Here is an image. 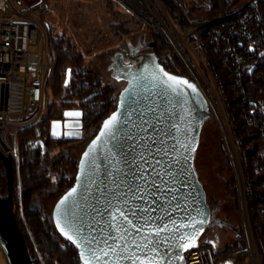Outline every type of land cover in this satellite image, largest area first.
Returning <instances> with one entry per match:
<instances>
[{"label":"water","instance_id":"water-1","mask_svg":"<svg viewBox=\"0 0 264 264\" xmlns=\"http://www.w3.org/2000/svg\"><path fill=\"white\" fill-rule=\"evenodd\" d=\"M89 59L104 84L101 89L113 88L115 107L92 136L83 133L81 109H66L65 120L51 121L53 138L80 141L67 146L68 153L60 152L77 159L74 180L47 206L55 230L66 240L61 228L72 236L69 241L80 263L169 264L170 260L185 264L184 253L192 247L209 244L217 254L242 240L244 232L236 214L210 193L201 171L204 130L218 114L199 84L190 75L165 67L149 30L132 32ZM169 76L187 81L195 91L170 81ZM113 114H120L115 139L101 136ZM0 155L9 184L7 194L0 189V246L9 264H36L14 211L12 148L1 138ZM73 188L76 193L67 205H61ZM69 206L80 235L94 238V258L80 236L67 227L63 213ZM228 238L233 241L223 245ZM137 244L141 247L136 248ZM224 264L234 263L228 257Z\"/></svg>","mask_w":264,"mask_h":264},{"label":"trees","instance_id":"trees-1","mask_svg":"<svg viewBox=\"0 0 264 264\" xmlns=\"http://www.w3.org/2000/svg\"><path fill=\"white\" fill-rule=\"evenodd\" d=\"M161 1L170 16L183 28H197L198 36L220 79L233 135L243 154L242 163L250 187L247 201L251 225L264 262V186L261 185L264 180V168L257 170L254 167V161H262L264 157V134L248 116L252 107L250 99L264 98V65L255 69L247 66L244 68L246 97L237 86L233 65L225 60L220 51L214 49L212 42V30L219 25L220 17L226 11L242 7L248 0ZM120 6L122 5L119 2L109 0L108 9L117 16L115 20L110 21L109 26L111 32L120 37L119 41L132 32L147 30L148 26L136 16L127 18L117 13L116 7ZM134 22L138 25L131 24ZM46 25L52 56V69L46 82V90H50L52 99L48 102L47 113L39 121L8 131L9 137L13 139L12 141H16L14 143L17 145V148L13 149V205L17 221L24 232L36 264H77L76 248L55 230L49 211L43 206V201L50 194L52 195L51 192L55 187L61 188L57 192H62L71 184L75 169L68 173L69 181L63 182L56 176L54 170L45 165V153L35 139L47 138L48 147H53L57 143L63 148L80 141L66 139L56 142L62 138L51 136L52 118L62 115L63 109L60 104L63 107L77 104L84 112L85 126L95 133L103 118L112 111L113 90L101 89V81L92 67L89 71H85L89 56L99 50L91 53L86 51L68 23L64 25H61V22L46 23ZM149 32L156 40V49L165 67L176 73H187L172 45L155 31L149 30ZM196 37L192 34L190 39L194 40ZM261 47L264 48V44ZM70 66L74 70L68 81L67 70ZM215 124L209 122L205 129ZM205 139L204 130L202 144ZM0 189L4 194L9 191L8 173L1 155ZM245 246L244 239L233 241L217 255L227 252L234 264H249Z\"/></svg>","mask_w":264,"mask_h":264},{"label":"built area","instance_id":"built-area-1","mask_svg":"<svg viewBox=\"0 0 264 264\" xmlns=\"http://www.w3.org/2000/svg\"><path fill=\"white\" fill-rule=\"evenodd\" d=\"M45 11L41 0H0V138L6 142L9 128L31 119L39 111L46 92L48 76L45 71L50 69L51 72L52 56L47 25L42 17ZM192 34L197 36L191 41L196 48L192 50L203 61L202 78L210 87L206 89L198 77L195 78L196 82L209 102H213L214 94L220 105L223 106L224 103L225 107L220 79L198 36L197 28H193ZM212 42L214 49L220 51L225 60L233 65L237 86L245 94L244 68L247 66L255 69L264 65V48L261 47L264 44V0H248L242 7L226 11L220 17L219 25L212 30ZM32 45H38L40 51L32 53ZM46 50L50 54L49 63L45 61ZM196 57L191 53L188 60ZM245 96L247 97L246 94ZM250 102L252 107L248 116L264 134V98L254 97ZM224 133L236 165L238 184L240 186L241 179L243 188L245 187L244 195L241 192L240 196L241 204L244 196L249 214L247 193L250 187L242 163L243 154L233 130L231 137L235 141L236 154L232 150L227 131ZM254 167L257 170L264 168V157L262 161H254ZM261 185L264 186V180ZM241 208L243 213V207ZM250 232L249 239L245 226V249L249 264H264L253 229ZM184 261L185 264H217L216 255L209 244L188 249L184 253Z\"/></svg>","mask_w":264,"mask_h":264},{"label":"rangeland","instance_id":"rangeland-1","mask_svg":"<svg viewBox=\"0 0 264 264\" xmlns=\"http://www.w3.org/2000/svg\"><path fill=\"white\" fill-rule=\"evenodd\" d=\"M44 3L46 11L43 13V21L44 23H51V24H60L64 25L68 23V25L72 28V30L77 34V37L80 43L84 46V49L91 53L94 50L104 49L106 47L114 46L120 40V37L113 34L110 30L109 23L117 18V16L113 15L112 11L108 9L109 0H41ZM119 2L122 6L116 7V12L121 13L122 17L132 18L136 16L138 19L142 20L145 25L148 26L147 30H153L156 32V29L153 25H151L147 20L136 14L130 7L127 5L125 6L123 1L115 0ZM154 2L158 5L159 9L161 10V14L164 17L165 21L169 25L170 29L172 30L173 34H175L176 39L181 42V47L185 55L190 57V54H194L196 57L194 44L191 43V35L193 33V28H183L180 24H178L168 13L166 7L164 6L161 0H154ZM134 26H137V23H131ZM48 25V24H47ZM164 37L165 40L168 38L161 32H156ZM166 37V38H165ZM184 40V41H183ZM173 47L175 53L180 58L181 62L183 63L188 75H190L195 81V78H200L203 82L206 89L210 86L203 80L201 69H203V61L198 59L197 57L191 59L190 65L192 66L193 70H189L190 67L184 60L183 56L179 53L177 47L171 43V41L167 40ZM30 51L32 53H37L40 51V47L38 45H32L30 47ZM199 53L198 51H196ZM45 61L49 63L50 61V54L48 50L45 52ZM196 69V71H195ZM216 72V70H215ZM50 69L45 71V75L49 76ZM217 74V72H216ZM99 81H101L99 79ZM100 86H104L101 82ZM111 88L112 87H107ZM211 92V91H210ZM224 93H222V96ZM51 93L50 90H46L43 102L39 111L29 120L24 123L12 125L9 130H13L18 126H29L37 121H39L46 113H47V105L48 102L51 101ZM224 100V99H223ZM115 97H113L112 101V108H114ZM212 103L210 102L211 108L215 115L220 114V119L222 123L219 122L217 116H215L214 122L216 123L213 126H209L205 129L206 139L204 144L201 145L200 150V161L202 163L201 171L203 175L207 179L206 187L210 191L211 194L217 195L221 200L228 204V211H231L236 214V220L240 222L242 225V232L245 230V214L244 208L242 213L243 205L241 204V188L238 184V176L235 169L234 159L232 157V153L230 152V147L225 137L224 131L226 130L228 133V139L232 146L233 152H235V141L231 137L232 134V126L229 121V114L228 109L225 107L224 103L223 106L220 105L217 95H212ZM8 130V131H9ZM9 133V132H8ZM6 135V139L8 144L13 149L17 148V145L14 143L16 141H12L10 134ZM15 139V138H14ZM64 152L68 153L64 150ZM234 154V155H235ZM62 155V154H61ZM67 156V157H66ZM236 157V155H235ZM69 155L63 154V160L68 161ZM77 159L74 158V161ZM236 160L238 161L237 157ZM61 163L60 159H54V165ZM74 169L76 164H74ZM62 179L65 181L67 180L68 173L62 171L61 173ZM245 188V187H244ZM50 196L44 201L43 206L47 207L49 202L55 197ZM48 211V207L46 208ZM50 215V214H49ZM248 215V214H246ZM249 225H251V218L249 215ZM244 222V223H243ZM252 229V228H251ZM245 244L247 243V238L245 237V233L243 236ZM232 239H228V242H224L223 245L227 243H231ZM217 263L224 264L225 258H219L216 255ZM0 264H9L8 259L0 246Z\"/></svg>","mask_w":264,"mask_h":264},{"label":"flooded vegetation","instance_id":"flooded-vegetation-1","mask_svg":"<svg viewBox=\"0 0 264 264\" xmlns=\"http://www.w3.org/2000/svg\"><path fill=\"white\" fill-rule=\"evenodd\" d=\"M93 62V59H88V61H87V64H85V71H89L90 70V68L92 67V63ZM73 67L72 66H70L69 68H68V70H67V80L69 81L70 80V78H71V75H72V73H73ZM99 79V78H98ZM63 110H62V115H60V116H58V117H54V118H52V120L53 119H62V120H65V118H64V115H63V113H64V111L66 110V109H81V108H79V106L77 105V104H74L73 106H67V107H63L61 104L59 105ZM82 110V109H81ZM83 111V110H82ZM85 115H84V112H83V117H82V120H83V124H82V128H83V133L84 134H86L87 136H91V135H94V130H92V129H89V128H87L85 125H86V123H85ZM51 120V121H52ZM50 127H51V125H50ZM51 129V128H50ZM67 138H65V137H62V139H60V140H57L56 142H61L62 140H66ZM35 141L38 143L37 145L38 146H40V147H42L43 148V151H44V153H45V160H44V162H45V165L46 166H48V168H50V169H52V170H54V172L56 173V176H58L59 177V179H62V171H65V172H67V173H70L71 171H73V169H74V164H76V162L77 161H74V158H68V161L67 160H63L62 161V158H63V154L61 155L60 154V152L62 151V152H64V150H65V148H63V146H59V145H57V143L56 144H54V146L52 147V146H49L48 147V140H47V138H43V137H38V139H35ZM34 141V142H35ZM70 144V143H69ZM63 148V149H62ZM47 152V153H46ZM67 157V156H66ZM54 159H60V162L61 163H58V164H56V165H54ZM13 161H14V158H13ZM6 166V165H5ZM67 178L69 179V175H67ZM65 180V181H69V180ZM62 181L64 182V180L62 179ZM58 189H61V188H59V187H55L54 189H53V191L51 192L52 193V195L51 196H54V195H58V194H60L61 192H57L58 191ZM49 197V196H48ZM48 197H46L45 198V200L48 198ZM44 200V201H45ZM44 201H43V204H44ZM228 239H231V238H228ZM68 241V240H67ZM229 253V252H228ZM215 255H217V254H215ZM218 257L219 258H228V257H230V255H228L227 254V252L226 253H222V254H220V255H218ZM217 259V258H216ZM58 262V261H57ZM76 263L77 264H81L80 263V260H79V258H78V256L76 255Z\"/></svg>","mask_w":264,"mask_h":264},{"label":"bare ground","instance_id":"bare-ground-1","mask_svg":"<svg viewBox=\"0 0 264 264\" xmlns=\"http://www.w3.org/2000/svg\"><path fill=\"white\" fill-rule=\"evenodd\" d=\"M120 1H123L136 14H138L139 16H141L142 18L147 20V22H149L151 25L154 26L156 31L161 32L164 35H166V37L171 42H173V44L179 50V53L183 56L184 60L186 61V63L190 67L189 70H193L194 71V69L190 65L191 61L189 62L187 56L185 55L186 52L184 53L183 50H182L181 42L176 39L175 34H173V32L170 29L169 25L167 24V22L165 21L164 17L162 16L161 10L159 9L158 5L154 2V0H120ZM195 71H196V69H195ZM219 115L220 114H218V118H220ZM240 187H241L242 195H244V188H243V184H242V180L241 179H240ZM242 205H243L244 214H245L246 231H247V235L249 236L248 238L250 239V233H251L250 232L251 228H250V225H249L250 220H248L249 219V214L247 212V205H246L244 196H242ZM246 214H248V215H246Z\"/></svg>","mask_w":264,"mask_h":264},{"label":"snow or ice","instance_id":"snow-or-ice-1","mask_svg":"<svg viewBox=\"0 0 264 264\" xmlns=\"http://www.w3.org/2000/svg\"><path fill=\"white\" fill-rule=\"evenodd\" d=\"M168 79L170 81H177L178 84H186L189 88H192L193 91H195L194 87L191 85V84H188L187 81H182V80H177L176 77L174 76H169ZM173 91L177 92V94H180V89L177 88V87H173ZM69 115H80L79 113H70ZM119 116L120 114H113L111 116V118L107 121H105V124H104V128H105V132H102L101 133V136H109L111 139H115L116 138V133L118 131V129L116 128L117 124H119L120 122V119H119ZM85 155L87 156L88 153H85ZM77 189L76 188H73L71 190V192L68 193L67 196H65L61 201H60V204L61 205H67V202L69 201V199L76 193ZM135 213H133L134 215ZM64 217H65V220H66V224H67V227L73 231L74 234L76 235H79L80 236V239L81 241L85 244V246L87 247V252H88V255L92 258L93 257V251L94 249L91 247L92 243L94 242V238L92 239H89L87 236H82L80 235L81 233V228L79 226H77V224L75 223V213L72 209L71 206L67 207L66 210L64 211L63 213ZM138 231V230H137ZM61 232L67 237V239L69 240H72V236L71 235H68L67 232L64 231L63 228H61ZM157 236L159 235V232L156 233ZM122 238H125L124 235L122 234ZM147 239V238H146ZM105 243H107V239H105ZM151 243H154L156 244L157 242L155 241H152ZM109 248H112V245H108ZM136 248H140L141 246L140 245H135ZM194 246L193 244H189L188 247H192ZM144 247H148V245H145ZM157 248H158V244H157ZM165 255H168L167 253H165ZM129 259H131V257H129ZM85 264H89L88 261H85ZM151 264V262H150ZM155 264H159V262H155ZM169 264H171V261L169 260Z\"/></svg>","mask_w":264,"mask_h":264}]
</instances>
